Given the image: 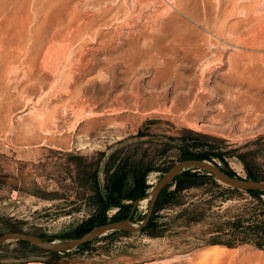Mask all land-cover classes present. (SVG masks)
I'll list each match as a JSON object with an SVG mask.
<instances>
[{"label": "rangeland", "instance_id": "rangeland-1", "mask_svg": "<svg viewBox=\"0 0 264 264\" xmlns=\"http://www.w3.org/2000/svg\"><path fill=\"white\" fill-rule=\"evenodd\" d=\"M183 148L264 182V0H0V236L76 239L123 166L128 185L152 168L124 219L138 225ZM260 198L207 179L151 229L56 257L11 240L0 264H264Z\"/></svg>", "mask_w": 264, "mask_h": 264}, {"label": "trees", "instance_id": "trees-1", "mask_svg": "<svg viewBox=\"0 0 264 264\" xmlns=\"http://www.w3.org/2000/svg\"><path fill=\"white\" fill-rule=\"evenodd\" d=\"M184 147V145L182 146ZM181 154L179 156V160H201V161H209L212 162L213 157H220V153H213L209 152L210 150H207L205 152H194L190 150V148H183L180 150ZM125 169L120 168L115 172V175L112 180L109 181V186L107 187L106 194L103 195L100 199L102 204L104 205L105 209H107L109 206H116L119 207L118 213L111 219L109 222H118L122 221L125 218H127L131 208L132 203L142 199L144 197L145 191L148 188L145 183V177L147 171L149 172L152 168L142 171V173L134 168V176L133 180L130 185H128V181H126V172L123 170ZM221 170L230 177H235L236 175L234 172H232L230 169H228L226 166L221 168ZM248 173V180L252 181H260L254 174H252L251 171L247 168ZM207 179H214L212 175H210L208 172L196 168H192L189 170L182 171L179 175H177L172 182L167 185L159 194L152 216L147 224V226L142 230H148L152 228L153 220L156 212L167 203H170L178 194H180L182 191L189 189L193 186H200L205 182ZM173 187V190H170V188ZM235 190V189H234ZM247 194L253 196L254 198L258 199L261 202L260 196L264 194V192L260 191H246ZM129 201L131 203L124 204L123 201ZM104 209V211H105ZM96 216L95 219H93V223H85L82 227H80L77 230L76 238L81 237L86 232H88L90 229H92L96 225H104L106 224V217L105 213ZM256 236L259 240H256L254 242V245L264 250V219L262 222H258L257 226L255 227ZM118 233L117 231L113 232L112 234ZM111 234V235H112ZM26 245H29L28 243H25ZM89 243L84 244L83 246H87ZM30 247L34 248L35 250L41 251L43 253L52 254L53 256H58L61 253H53L49 251H43L38 248H35L31 245ZM65 253V252H62Z\"/></svg>", "mask_w": 264, "mask_h": 264}, {"label": "water", "instance_id": "water-1", "mask_svg": "<svg viewBox=\"0 0 264 264\" xmlns=\"http://www.w3.org/2000/svg\"><path fill=\"white\" fill-rule=\"evenodd\" d=\"M200 169L208 172L214 177L216 181L226 185L232 189L241 191H260L264 192V182L242 180L226 175L219 167L211 164L208 161L201 160H181L175 163L168 171L161 177L157 184L153 187L149 198V205L144 216V219L138 224L134 225L128 219L124 221L111 222L104 225L93 227L79 238L67 240L63 243H55L53 241H44L36 236L27 235L23 233H8L0 236V246L11 240H18L28 243L29 245L43 251L53 253H62L71 249L80 247L84 244L90 243L106 233L115 231H123L129 233H139L148 224L152 215L156 200L160 192L169 185L172 180L179 175L182 171L188 169Z\"/></svg>", "mask_w": 264, "mask_h": 264}, {"label": "bare ground", "instance_id": "bare-ground-1", "mask_svg": "<svg viewBox=\"0 0 264 264\" xmlns=\"http://www.w3.org/2000/svg\"><path fill=\"white\" fill-rule=\"evenodd\" d=\"M182 1H183V0H182ZM97 2H98V1H97ZM173 2H174V1H173ZM174 3H176V2H174ZM176 4H178V3H176ZM176 4H175V5H176ZM209 6H210V5H209ZM176 7H177V9H178V6H176ZM182 7H183V6H182ZM192 9H194V8H192ZM163 10H164V9H163ZM190 10H191V9H190ZM165 11H167V10H164L163 13H165ZM169 11H170V10H169ZM179 11H180V10H179ZM179 11H178V12H179ZM182 11H183V10H182ZM185 11H186V9H185ZM185 11H184V12H185ZM187 11H188V10H187ZM187 11H186V12H187ZM161 12H162V11H161ZM172 12H173V11H172ZM176 12H177V11H176ZM180 12H181V11H180ZM184 12H183V13H184ZM186 12H185V14H188V13H186ZM166 13H167V12H166ZM166 13H165V14H166ZM181 13H182V12H181ZM181 13H180V14H181ZM195 13H196V11H195ZM168 14H169V13H168ZM171 14H172V13H171ZM171 14H170V16H171ZM177 14H178V13H177ZM177 14H175V15H177ZM185 14H184V15H185ZM166 15H167V14H166ZM184 15H183V16H184ZM167 16H168V15H167ZM172 16H174V15L172 14ZM177 16H179V14H178ZM165 17H166V16H165ZM174 17L176 18V16H174ZM180 17H181V15H180ZM180 17H177V18H180ZM184 17H185V16H184ZM204 17H205V16H204ZM209 17H211V16H209ZM163 18H164V17H163ZM161 19H162V18H161ZM164 19H165V18H164ZM168 19L171 20V18H168ZM190 19H192V18L190 17ZM190 19H189V20H190ZM207 19H208V18H207ZM192 20H193V19H192ZM167 21H169V20H167ZM190 21H191V20H190ZM160 22H161V21H160ZM170 22L172 23V21H170ZM155 23H156V22H155ZM164 23H166V22L164 21ZM180 23H181V22H180ZM193 23H194V21H193ZM195 23H196V21H195ZM209 23H211V22L209 21ZM156 24H157V27H158V26H159L158 23H156ZM156 24H154L153 27L156 26ZM168 24H170V23H168ZM175 24H176V23H175ZM202 24H203V23H202ZM200 25H201V24H200ZM203 25H204V24H203ZM205 25H206V23H205ZM151 27H152V25H151ZM166 27H167V26H166ZM158 28H159V27H158ZM158 28H157V29H158ZM162 28H163V27H162ZM173 28H175V26H174ZM177 28H178V27H177ZM181 28H182V27H181ZM181 28H180V29H181ZM210 28H211V27H209V29H210ZM170 29H171V28H170ZM152 30H153V32H154V28H153ZM162 30H164V29H162ZM217 30H218V29H217ZM164 31H165V30H164ZM164 31H163V32H164ZM171 31H173V30L171 29ZM177 31H178V30H177ZM207 31H208V30H207ZM160 32H162V31H160ZM168 32L170 33L169 30H168ZM173 32H174V31H173ZM175 32H176V31H175ZM175 32H174V33H175ZM155 33H156V32H155ZM165 33H166V35H167V32H165ZM177 33H179V31L176 32V35H177ZM210 33H211V32H210ZM157 34H158V31H157ZM160 34H161V33H160ZM155 35H156V34H155ZM169 35H170V34H169ZM190 35H191V34H190ZM210 35H211V34H210ZM151 36H152V35H151ZM162 36H163V34H162ZM200 36H201V35H200ZM148 37H149V36H148ZM153 37H154V36H152V37H150V38H153ZM160 37H161V35H160ZM160 37H159V38H160ZM167 37H168V35H167L165 38H167ZM171 37H172V39H173V36H171ZM174 37H175V36H174ZM177 37H178V35H177ZM150 38H149V39H150ZM161 38H163V37H161ZM197 38H199V36H198ZM203 38H206V37H203V36H202V38L200 37V39H203ZM208 38H209V37H207V39H208ZM169 39H171V38H169ZM177 39H178V38H177ZM150 40H151V39H150ZM155 40H156V39H155ZM157 40H158V39H157ZM157 40H156L155 42H157ZM181 40H182V39H181ZM187 40H188V39H187ZM198 40H199V39H198ZM162 41H163V40H162ZM174 41H175V40H174ZM174 41H173V42H174ZM185 41H186V40H185ZM203 41H205V40H203ZM203 41H202V42H203ZM167 42H168V41H167ZM179 42H180V41H179ZM182 42H183V41H182ZM182 42H181V43H182ZM190 42H191V41H190ZM196 42H197V41H196ZM202 42H201V43H202ZM205 42H206V41H205ZM152 43H153V41H152ZM170 43H171V42H170ZM174 43H176V42H174ZM174 43H173V44H174ZM181 43H180L179 45L182 46V44H184V43H188V42L186 41V42H184V43H182V44H181ZM198 43H200V42H198ZM198 43H197V44H198ZM203 43H204V42H203ZM177 44H178V43H177ZM177 44H176V45H177ZM188 44H189V43H188ZM188 44H187V45H188ZM194 44H195V43H194ZM194 44H193V45H194ZM229 44H230V43H229ZM236 44H237V43H236ZM153 45H154V44H153ZM176 45H175V46H176ZM184 45H185V44H184ZM193 45H192V46H193ZM195 45H196V44H195ZM204 45H206V44H204ZM154 46H155V45H154ZM159 46H160V44H159ZM177 46H178V45H177ZM185 46H186V45H185ZM185 46H184V47H185ZM190 46H191V45H190ZM202 46H203V45H202ZM155 47H156V46H155ZM155 47H154V48H155ZM187 47H188V46H187ZM193 47H194V46H193ZM196 47H199L198 49L196 48V50L199 51V49L201 48V44H200V46H196ZM204 47H205V46H204ZM154 48H152V50H153ZM188 48H189V47H188ZM184 49H185V48H184ZM189 49H190V48H189ZM191 49L193 50V48H191ZM156 50H157V49H156ZM156 50H154V51H156ZM181 50H182V49H181ZM187 50H188V49H187ZM192 50H191V51H192ZM201 50H202V49H201ZM191 51H190V52H191ZM195 52H196V51H195ZM195 52H192V53H195ZM201 52H202V51H201ZM172 53H173V52H172ZM157 54H158V52H157ZM175 54H176V53H175ZM183 54H184V53H183ZM195 54H197V53H195ZM193 55H194V54H193ZM166 56H167V55H166ZM166 56H165V57H166ZM173 56H174V55H173ZM199 56H200V52H199ZM162 57H163V56H162ZM159 58H160V57H159ZM176 58L178 59V57H176ZM198 60H199V59H198ZM162 61H163V60H162ZM169 61H170V60H169ZM167 63H168V62H167ZM176 63H177V62H176ZM174 64H175V63H174ZM163 66H164V65H163ZM170 67H171V66H170Z\"/></svg>", "mask_w": 264, "mask_h": 264}]
</instances>
